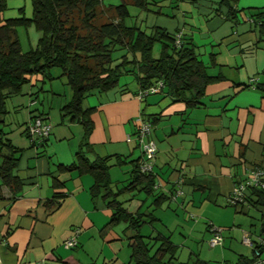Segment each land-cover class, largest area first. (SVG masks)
<instances>
[{
  "label": "crops",
  "instance_id": "obj_1",
  "mask_svg": "<svg viewBox=\"0 0 264 264\" xmlns=\"http://www.w3.org/2000/svg\"><path fill=\"white\" fill-rule=\"evenodd\" d=\"M167 1L161 13L140 8L145 15L143 26L149 31L158 27L183 34L205 72L216 76L205 84L194 104L169 92L161 79V88L142 96L144 89L130 65L113 87L86 93L76 118L60 114L72 94L60 70L56 74L57 70L50 69L48 78L31 77L17 93L6 97L4 130L11 143L21 148L13 170L21 186L11 194L0 185V264H132L125 222L102 229L112 210L100 194L91 195L92 174L76 169L79 151L87 162L96 157L105 160L108 188L120 189L116 198L121 206L133 216L140 214V233L168 237L175 246L171 234L177 224L171 221L166 226L155 209L165 202L172 203V211L179 207L185 220L178 224L188 225L181 232L185 236L196 232L207 244V224L190 223L193 207L229 205L226 197L233 185L253 168L264 171V38L250 22L251 12L264 6V0H237L235 19L227 18L222 6L213 10V0ZM20 9L25 17L30 16V0H7L0 21L17 16ZM18 42L26 51L36 41L32 46ZM38 114L50 130L36 146L23 130L31 116ZM137 117L149 124L156 147L151 168L156 184L153 196L138 186L124 189L132 160L141 155L134 138ZM82 121L87 122L88 132ZM174 190L179 194L172 200ZM156 194L164 198L154 201ZM250 207L256 208L247 200L234 205L230 225L213 221L222 233L220 245L210 246L217 247L214 253L220 256L219 264H264V251L255 255L252 250L259 237V216L258 225L244 216ZM181 232L178 235L184 240ZM243 234L251 245L241 243ZM68 237L75 238V245L64 248L62 242ZM174 252L180 262L195 257L210 262L193 252L180 260Z\"/></svg>",
  "mask_w": 264,
  "mask_h": 264
},
{
  "label": "trees",
  "instance_id": "obj_2",
  "mask_svg": "<svg viewBox=\"0 0 264 264\" xmlns=\"http://www.w3.org/2000/svg\"><path fill=\"white\" fill-rule=\"evenodd\" d=\"M6 1L0 0V15L6 8ZM160 1L162 0H118L116 4H104L103 0H30V16L25 17L20 9L17 16L0 21V185L6 186L11 194H15L21 186L20 179L13 173L21 148L11 143L8 132L4 130L6 97L17 93L21 85L31 77L40 75L48 78V71L52 67L60 70L71 88V99L60 108V114L69 115L70 118L80 115L79 102L86 93L93 89L104 91L113 87L128 65L135 67L142 89L161 79L168 91L175 96L190 104L197 102L205 84L216 76L205 72L186 37L180 34L179 43L176 44L173 32L168 33L158 27H152L146 32L140 27L124 23V18L129 15L128 4L150 11L153 9L149 5L154 4L155 11L161 13ZM213 2V10L217 11L222 6L227 18L235 19V14L239 11L236 8L237 0ZM250 19L258 36L264 38V6L255 7ZM26 24L33 25L38 37L33 47L22 51L16 27ZM154 42L159 44L156 56L152 55ZM116 47L125 49L130 58L123 54L120 61L112 64L111 53ZM257 88L263 89L260 86ZM82 122L84 131L88 132L87 122ZM26 125L23 133L28 137ZM150 132L151 130L148 138ZM44 139L33 143L39 146ZM75 157L76 169L79 172L87 171L93 176L91 195L100 194L112 210L102 229L109 224L125 222V228L129 232L127 245L130 263L211 264L197 257L190 262H180L176 260L175 245L168 237L140 233L143 223L140 214L133 216L128 213L116 198L120 189L111 191L108 188L105 160L96 157L87 162L80 151ZM153 157L154 154L152 159ZM141 160V155L139 159L132 160L130 181L124 189L135 190L138 186V190L153 196V172L151 168L149 171H141ZM245 192L236 204L247 200L259 209V236L264 239V188L248 186ZM154 197V201H159L163 196L156 194ZM252 250L255 255L264 251L262 246L257 245V239Z\"/></svg>",
  "mask_w": 264,
  "mask_h": 264
},
{
  "label": "rangeland",
  "instance_id": "obj_3",
  "mask_svg": "<svg viewBox=\"0 0 264 264\" xmlns=\"http://www.w3.org/2000/svg\"><path fill=\"white\" fill-rule=\"evenodd\" d=\"M109 2L116 4V3H118V0H108V3ZM167 2H168L167 0H162L160 4L161 5H167ZM103 3L107 4L105 0H103ZM149 8L154 9V10L156 9L154 4L149 5ZM127 10H128L129 15L124 18L125 19L124 22L129 26L135 25L137 27H140L142 30H146L148 32L149 28L145 29L143 26L144 21L142 19H143V17H145L144 12L141 11L139 8L131 5V4L127 5ZM141 24H142V26H141ZM17 32H18L17 34H18V39H19L20 43L26 44V45H27V43H29L32 46L34 44V42L36 41V38L38 37V32L35 31L32 24H28V25L26 24L24 26H19L17 28ZM158 45H159L158 42H154V44L152 46V55H154V56L157 55ZM123 54H125V55L128 54V58H130L129 53L126 52L125 49H123V48L120 49V48L116 47L111 53V58L113 59L112 64H115L116 62L120 61L121 55H123ZM50 69L57 70L56 74L59 73L58 68H50ZM166 204H167V202H165L161 208L155 209L154 214L155 215L159 214V216H161V219L165 222L166 226H167L168 222H171V221L173 223L177 224L176 229H175V234H171V239H173L177 243L175 246V251H176V254L179 257V259L180 260H187L188 253H190L192 255L191 252H193L198 257H200L202 255L205 256L206 258H208L210 260V262L212 264H219L220 260H218V257H220V256H218L217 254L214 253L217 250V247H215V248H211L210 246L208 247V245L205 242L204 236L200 237L199 234H197L196 232L185 236L187 233H185V235H184L181 232L180 228H185V230H187L188 225L187 224L183 225V221H182V223L178 224L180 219L185 220L184 216H183V212L181 210H179V207L176 208V211H172L171 210V207H172L171 204L172 203L170 205H166ZM165 207H167V208H165ZM233 209H234L233 206H230V205H225L221 209L210 208V207H203L201 209H198V206H195V207H193V213L191 214V218L193 220H190L191 221L190 223L201 222V224H203V223L207 224L208 227H214V228L220 229V227L218 225H216V223L213 221L226 222V223H228V225H230L231 224L230 215H231V212L233 211ZM224 210L226 212H223ZM258 210H259L258 208L250 207V208H248V214L244 215V216L249 218V220L252 219L255 222V224H257L258 223V216L260 215ZM170 214H172V215H170ZM119 224H121V223H119ZM172 227H173V224H171V228ZM144 229H146L148 231L150 228H149V226H146V228H144ZM200 230H201L200 232L202 233L203 227ZM207 231L209 232L208 228H207ZM179 232H181L184 235V240H181L182 238L180 237V235H178ZM203 234H204V232H203ZM220 234H221V238H222L221 229H220ZM208 236H209V234H208ZM228 240L229 239L226 238V241H228ZM206 241H207V239H206ZM219 245L220 244H218V246ZM223 247H225L226 251L230 250V248L227 245H223Z\"/></svg>",
  "mask_w": 264,
  "mask_h": 264
},
{
  "label": "built area",
  "instance_id": "obj_4",
  "mask_svg": "<svg viewBox=\"0 0 264 264\" xmlns=\"http://www.w3.org/2000/svg\"><path fill=\"white\" fill-rule=\"evenodd\" d=\"M180 32L174 33V42L178 44L180 38ZM162 87V81L156 80L153 84L148 86L141 92L143 96L147 92H154ZM140 95V96H141ZM135 133L134 138L139 147L141 154V164L139 169L143 172L149 171L151 168V159L155 151L154 142L148 138V134L150 131L149 124L142 120L140 117L135 119ZM26 130L28 133V138L31 142H36L45 138L50 130V124L45 121L41 116H34L30 119L26 125ZM126 141L130 140V136H126ZM248 186H256L259 188H264V171L260 168H253L250 170L249 174L242 179L239 183L233 185L230 194L226 197V202L229 205H235L239 200H241L244 191L248 188ZM156 187V184L153 185ZM179 194L178 190H174L171 194V199L174 200L175 197ZM210 235L207 238V244L209 246H215L220 244L221 242V234L219 228L208 227ZM241 242L247 245H251L249 237L245 234L241 237ZM64 248H70L75 245V238L68 237L66 240L62 242ZM257 245L262 246L264 249V239L262 237L257 238Z\"/></svg>",
  "mask_w": 264,
  "mask_h": 264
}]
</instances>
